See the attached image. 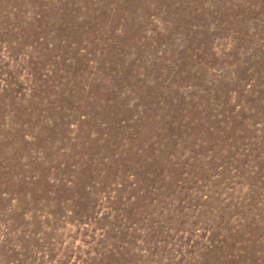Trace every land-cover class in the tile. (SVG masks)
<instances>
[{"label": "rangeland", "instance_id": "obj_1", "mask_svg": "<svg viewBox=\"0 0 264 264\" xmlns=\"http://www.w3.org/2000/svg\"><path fill=\"white\" fill-rule=\"evenodd\" d=\"M0 264H264V0H0Z\"/></svg>", "mask_w": 264, "mask_h": 264}]
</instances>
